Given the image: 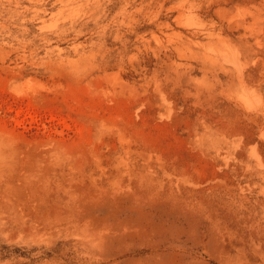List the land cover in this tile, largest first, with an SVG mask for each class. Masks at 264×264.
Segmentation results:
<instances>
[{"label":"rangeland","instance_id":"obj_1","mask_svg":"<svg viewBox=\"0 0 264 264\" xmlns=\"http://www.w3.org/2000/svg\"><path fill=\"white\" fill-rule=\"evenodd\" d=\"M0 264H264V0H0Z\"/></svg>","mask_w":264,"mask_h":264}]
</instances>
